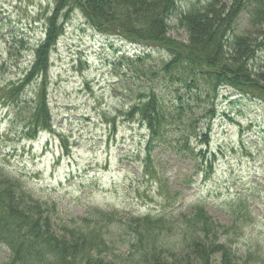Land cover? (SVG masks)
Listing matches in <instances>:
<instances>
[{"label": "trees", "instance_id": "obj_1", "mask_svg": "<svg viewBox=\"0 0 264 264\" xmlns=\"http://www.w3.org/2000/svg\"><path fill=\"white\" fill-rule=\"evenodd\" d=\"M202 1L184 6V0H55L35 62L24 80L2 87L0 100L12 112L10 131L28 140L42 130L53 131L45 86L49 52L63 32L64 16L79 8L101 32L112 31L133 44L153 45L169 54L158 59L151 53L129 56L120 51L109 61L117 77L131 72L139 82L146 81L129 108L117 114L148 133L139 151L146 174L161 176L164 163L155 156L161 146L176 156L200 155L203 170L210 173L215 154L205 150L220 89L230 86L264 102V0ZM244 13L249 16L247 28L241 27ZM173 17L185 27L186 40L171 35ZM37 77L39 89L28 99L26 88ZM159 87L165 91L159 93ZM105 116L115 132V117ZM61 136L62 150L68 152V140ZM4 166L0 162V244L10 249L8 264H264L258 246L246 254L235 246V235L249 214L243 201L230 207L228 222L197 202L178 217L175 209L155 217L119 216L92 207L69 226L59 222L54 201L25 191L19 176ZM114 215L125 229L107 226Z\"/></svg>", "mask_w": 264, "mask_h": 264}, {"label": "rangeland", "instance_id": "obj_2", "mask_svg": "<svg viewBox=\"0 0 264 264\" xmlns=\"http://www.w3.org/2000/svg\"><path fill=\"white\" fill-rule=\"evenodd\" d=\"M196 1L203 2L184 0L183 5ZM54 7L55 0H0V98L2 87L24 80L35 62L36 50L46 35L47 17ZM68 14L62 19L66 23L64 34L50 49V69L45 80L55 131L41 132L33 143L9 138L5 131L12 112L0 101V162L6 170L21 177L25 191L57 202L59 222L76 220L69 226L79 223L77 220L96 206L121 216L147 212L158 215L162 210L166 215L172 209L179 213L197 202L204 203L218 220L228 222L225 210L239 198L251 214L241 222L235 246L245 253L260 245L264 253V143L256 142L263 137L260 130L256 135L248 130L243 135L247 147L239 148L237 144L239 125L248 129L252 122L264 123V105L244 100L230 88L222 89L215 101L213 141L207 146L219 155L213 174L207 179L197 174L193 181L184 184L186 175L195 170L189 169L191 160L177 158L169 162L160 192L158 186L149 185L143 178V155L138 159L146 129L125 121L122 115L116 117L120 110L129 108L140 88H146V81L139 82L132 75L118 82L115 70L108 66V61L115 60V50L130 52L132 46L120 40L114 44L113 40L118 39L115 32L111 31L109 38L103 35L80 9L74 8ZM247 18L244 14L241 27H248ZM171 23V35L186 40L185 27L175 17ZM153 53L158 59L169 58L161 49H154ZM35 80L38 82L26 88L28 99L39 89L41 79ZM158 89L159 93L165 91L163 87ZM236 110L242 114L232 113ZM104 113L110 119L116 117V135L103 118ZM60 134L67 136L69 154L62 155ZM219 143L223 152L218 150ZM107 226L125 229L116 221ZM10 254L8 246L0 244V264H8Z\"/></svg>", "mask_w": 264, "mask_h": 264}]
</instances>
